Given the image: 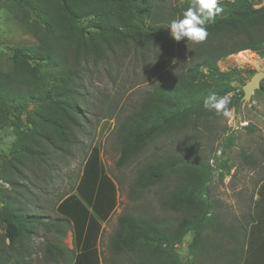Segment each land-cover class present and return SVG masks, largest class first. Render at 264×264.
I'll return each mask as SVG.
<instances>
[{"label": "trees", "instance_id": "1", "mask_svg": "<svg viewBox=\"0 0 264 264\" xmlns=\"http://www.w3.org/2000/svg\"><path fill=\"white\" fill-rule=\"evenodd\" d=\"M190 2L170 0L168 6L167 0H0L18 13L23 31L35 39L31 44L12 43L8 60L0 61V133L11 128L16 134L8 166L18 174L17 166L26 160L46 166L52 147L64 152L74 144L84 118L78 100L81 60L102 61L114 46L132 44L140 50L144 44L155 49L166 46V26L181 17ZM220 6L224 10L206 26L205 41L182 39L186 48L171 83L147 91L118 125V168L147 153L131 195L161 186V206L180 219L166 226L154 217L121 214L110 239L111 253L119 258L113 264H264V183L250 218L252 229L230 228L218 214L211 189L216 171L204 159L205 147L188 142L179 150L160 152L158 146L173 136L204 138L211 133L210 124L214 126L218 115L204 108V99L211 94L229 96L242 73L237 68L222 71L221 61L243 51L264 58V5L220 0ZM256 93L264 94L263 84ZM241 96L243 91L230 96L229 111L239 109ZM235 143L236 138L228 136L223 154ZM241 157L246 163L253 161L245 151ZM228 161L221 163L222 179L230 173ZM17 185L0 167V186L5 188H0L4 228L0 264H26L31 257L29 241L41 227L56 235L45 242V263L103 264L99 238L102 224L116 207V189L102 167L99 150L92 151L74 193L60 200L59 218L51 222L41 215L16 212L5 192ZM69 230L72 250L63 240ZM189 233L192 259L184 262L178 247Z\"/></svg>", "mask_w": 264, "mask_h": 264}, {"label": "rangeland", "instance_id": "2", "mask_svg": "<svg viewBox=\"0 0 264 264\" xmlns=\"http://www.w3.org/2000/svg\"><path fill=\"white\" fill-rule=\"evenodd\" d=\"M169 1L168 6H171ZM252 1L256 8L264 5V0ZM170 23L165 28L169 41L162 48L155 49L150 44H144L141 50L133 48L132 44L127 47L114 46L105 52L102 61L93 58L81 60L78 65V100L84 114L83 126L76 131L74 144L67 150L61 152L51 148L48 165L26 160L21 167L17 166L18 174L8 166L13 159L10 150L16 134L11 128L0 133V167L18 184L15 189L7 190L5 196L16 212L41 215L47 222L59 218L57 206L60 200L74 193L86 160L94 149L99 150L102 167L116 189V207L102 224L99 238L98 250L103 264L119 262V258L111 253L110 239L121 214L154 217L166 226H172L180 219L178 214L161 206L159 198L164 191L161 186L131 195L137 171L147 153L123 168L116 165L120 154L116 130L121 120L139 106L147 91L159 84L171 83L179 73L176 62L184 55L185 41L174 40L168 27ZM34 41L23 31L18 13L15 14L8 5L0 4V61L8 60L12 43L31 44ZM7 44L9 47L5 48ZM219 67L222 71L241 70L240 80L233 83L235 91L229 96L239 95L254 76L252 72H264V58L251 51H243L221 61ZM262 84L264 86V79ZM256 92L249 101L241 96L239 109L231 110L230 116L217 114L214 126L210 124L211 133H205L204 138L180 135L158 143L160 152L179 150L188 142H197L200 147H205L204 159L216 171L211 189L214 199L218 201V214L221 222L230 228L242 226L247 230L252 229L250 218L261 198L259 190L264 183V94ZM228 136L235 137L236 143L223 154V143ZM242 151L252 155V163L243 161ZM227 159L231 169L222 179L219 175L221 163ZM3 232L0 223V234ZM35 232L29 241L31 257L26 264H47L43 260L45 242L56 235L46 233L42 227ZM192 238L193 234L189 233L178 247L184 262L192 259ZM63 240L67 246H73L72 230Z\"/></svg>", "mask_w": 264, "mask_h": 264}, {"label": "clouds", "instance_id": "3", "mask_svg": "<svg viewBox=\"0 0 264 264\" xmlns=\"http://www.w3.org/2000/svg\"><path fill=\"white\" fill-rule=\"evenodd\" d=\"M220 0H191L181 17L173 19L168 26L171 36L176 41L184 38L193 42H203L208 37L207 25L215 22L218 14L223 12ZM231 103L230 96L218 97L211 94L204 99L203 106L208 110H215L217 114L230 116L228 105Z\"/></svg>", "mask_w": 264, "mask_h": 264}, {"label": "water", "instance_id": "4", "mask_svg": "<svg viewBox=\"0 0 264 264\" xmlns=\"http://www.w3.org/2000/svg\"><path fill=\"white\" fill-rule=\"evenodd\" d=\"M264 79V72H257L251 80L243 87V100L249 101L252 99L254 93L262 88V81Z\"/></svg>", "mask_w": 264, "mask_h": 264}, {"label": "crops", "instance_id": "5", "mask_svg": "<svg viewBox=\"0 0 264 264\" xmlns=\"http://www.w3.org/2000/svg\"><path fill=\"white\" fill-rule=\"evenodd\" d=\"M72 244H73V240H72ZM66 245V244H65ZM69 249H73L74 248V246H72V247H69V246H67Z\"/></svg>", "mask_w": 264, "mask_h": 264}, {"label": "built area", "instance_id": "6", "mask_svg": "<svg viewBox=\"0 0 264 264\" xmlns=\"http://www.w3.org/2000/svg\"><path fill=\"white\" fill-rule=\"evenodd\" d=\"M3 206L2 202L0 201V208Z\"/></svg>", "mask_w": 264, "mask_h": 264}]
</instances>
